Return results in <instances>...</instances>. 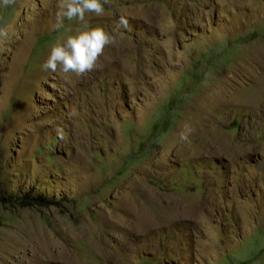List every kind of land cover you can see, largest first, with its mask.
Instances as JSON below:
<instances>
[{"label": "rangeland", "instance_id": "obj_1", "mask_svg": "<svg viewBox=\"0 0 264 264\" xmlns=\"http://www.w3.org/2000/svg\"><path fill=\"white\" fill-rule=\"evenodd\" d=\"M57 3L0 8V264H264V0H110L85 76Z\"/></svg>", "mask_w": 264, "mask_h": 264}, {"label": "clouds", "instance_id": "obj_2", "mask_svg": "<svg viewBox=\"0 0 264 264\" xmlns=\"http://www.w3.org/2000/svg\"><path fill=\"white\" fill-rule=\"evenodd\" d=\"M16 3L17 0H0V8H10ZM108 4L110 0H58L53 30L63 29L65 19L79 21L85 26V30L58 41L51 48L46 62L42 65L44 70L55 73L59 69L65 75L74 73L77 76H85L99 67L98 62L104 49L116 43V36L105 31L101 26L87 28L85 18L89 14L103 16L105 5ZM118 23L122 28L131 31L129 20L124 16H120ZM10 28L11 25H0V43L9 39ZM55 131L57 137L63 140L64 129L57 127ZM192 131L191 126L185 124L180 139L186 141Z\"/></svg>", "mask_w": 264, "mask_h": 264}, {"label": "trees", "instance_id": "obj_3", "mask_svg": "<svg viewBox=\"0 0 264 264\" xmlns=\"http://www.w3.org/2000/svg\"><path fill=\"white\" fill-rule=\"evenodd\" d=\"M44 198H31L30 196H12L9 195L4 198L0 195V203L10 204V205H17L19 207H31L34 205L43 206L44 205Z\"/></svg>", "mask_w": 264, "mask_h": 264}]
</instances>
